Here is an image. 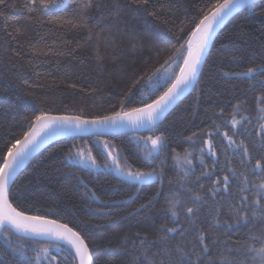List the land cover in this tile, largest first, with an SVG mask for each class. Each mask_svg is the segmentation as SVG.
Listing matches in <instances>:
<instances>
[{
	"label": "trees",
	"instance_id": "obj_1",
	"mask_svg": "<svg viewBox=\"0 0 264 264\" xmlns=\"http://www.w3.org/2000/svg\"><path fill=\"white\" fill-rule=\"evenodd\" d=\"M26 3L4 0L0 4V160L41 112L93 119L119 111L121 101L125 110L151 103L178 74L184 49L153 77L155 83H146L147 77L161 70L188 38L192 21L215 0H148L146 6L134 0H93L87 13L90 31L52 22L53 17L73 18L84 0H62V7L47 13L29 11ZM262 64L264 4L260 1L237 13L220 30L196 87L154 130L165 140L163 163L149 164L140 150L137 137L153 135L152 131L61 139L40 151L21 172L10 190V202L27 215L55 219L79 231L93 264H148L152 258L156 264H168L164 250H171L175 258L178 246L189 253L192 264H208V259L220 264L224 257L234 264H251L246 245L260 246L251 238L264 235V219H254L248 212L246 222H237L229 205L245 195L251 202L253 185L264 182V171L255 170L257 162L264 169V112L260 111L264 76L244 74ZM136 80H141L144 91L134 88L125 100ZM225 133L235 144L243 143L249 156H243L235 144L229 146ZM210 139L215 155L204 143ZM106 143L111 148H105ZM173 149L181 155L185 149L191 153L187 177L183 169H174ZM107 151L118 152L142 171L162 170L163 178L157 176L146 185L128 183L113 167H105ZM89 156L95 158V165ZM240 173L248 179L244 192L239 191L243 187ZM225 175L230 178L227 190L221 183L213 184ZM213 187L215 194L210 191ZM172 195L181 201L178 217H172L166 203ZM197 195L203 199L195 200ZM187 207L198 210L189 215ZM217 219L227 220L231 227L217 224ZM162 225L176 232H166ZM201 231L208 245L203 255L197 240ZM5 235L21 246L16 235L3 231L0 264L22 260L12 254ZM48 246L28 243L25 250L33 255L32 249ZM53 254L59 264H77L69 252ZM42 264H46L43 256Z\"/></svg>",
	"mask_w": 264,
	"mask_h": 264
},
{
	"label": "snow or ice",
	"instance_id": "obj_2",
	"mask_svg": "<svg viewBox=\"0 0 264 264\" xmlns=\"http://www.w3.org/2000/svg\"><path fill=\"white\" fill-rule=\"evenodd\" d=\"M138 6H146L148 0H134ZM4 0H0V4H3ZM264 4V0H261ZM25 7L29 11L39 10L41 12L47 13L51 9L62 7V0H27ZM93 7V0H84V3L80 5L78 9L75 10L73 18L64 17H53L52 22L59 24H69L74 29L88 30L87 24V13ZM247 7L254 8L255 0H215V3L211 4L208 9L202 10V15L199 19L192 21L193 28L188 34V38L180 45V48L176 49L172 56L168 57L164 63L167 64L169 61L173 60L178 56L181 50L186 48V55L180 56L183 64L179 68V74H173V82L167 87L166 91L160 94L151 103H144L142 107H132L131 109L125 110L124 102L121 101L120 110L112 112L111 115L97 116L93 119H84L80 115H51L47 112H41L36 115L33 120L29 122L28 129L22 134V138H18L14 143H11L7 147L5 155L2 160H0V229L5 233H8V228L6 225H10L17 233L20 234L18 239L21 240V246L16 247L14 242L5 235V242L12 249V254L22 257V260H13L12 264H42L43 261L46 264H59L57 255H54L52 248L54 247L55 252L63 255L64 252H69L78 264H93L92 254L89 250V246L85 241V238L81 235L79 231L74 230L67 223H60L55 219H46L45 216L41 215H27L25 211L18 210L14 207L9 200L10 194V184L13 182V177L17 169L24 163V161L29 157V155L35 151L39 144L47 138L48 135L53 133H62L72 130L77 131H87L89 127L93 128H104V127H131L133 130L146 128L153 132V135L149 136H138L137 139L141 142L140 150L143 152V158L151 164L155 160H160L163 163L162 156L166 148L165 140L162 135H155L154 129L160 116L168 108V106L175 101L180 91L192 83L198 71V66L201 62L202 55L205 48L208 45L209 40L213 34L216 25L220 24L224 18L234 10ZM155 15V13H150ZM37 54H44L41 50H37ZM164 65H161L163 68ZM160 69H156L151 76L147 77L146 83H155L153 77L157 76ZM264 76V64L257 66L256 68H248L245 75L255 76L256 74ZM138 88L139 91L143 92L144 87L141 80H136L132 84L128 93L125 95V100H127L132 95V89ZM261 103H264V98L261 99ZM260 111L264 112V107H261ZM264 130V125L261 126ZM195 135V134H194ZM229 142V146L235 144L231 136L227 133L224 134ZM189 140L192 138L189 137ZM207 144L209 152L211 155H215V145L212 140L205 141ZM105 148H111V145L107 143L104 145ZM235 147L241 149L243 156H249V151L246 146L241 144H235ZM173 151L174 169H183L184 177L189 175V170L192 166V160L189 159L191 153L186 149L183 155L177 152L175 149ZM203 152V148H201ZM77 155L83 158L81 153ZM108 159L105 160V167H115L116 170L127 179L137 183V184H147L160 176L163 178V172L158 171L157 168H152L149 171H142L140 168H134L131 163L126 158H122L118 152L113 151L107 152ZM92 164L95 165L96 161L94 157H88ZM110 159L111 164L108 163ZM201 161H203V156H201ZM244 162L243 160L241 161ZM255 170L264 171L261 169L259 162L255 165ZM233 175L236 172L233 170ZM239 178L243 187L239 189L240 192L248 190V179L244 173L239 174ZM229 176L225 175L222 181H213V184L221 183L227 190L229 188ZM171 183V180H169ZM255 188L254 196L255 198L249 202L248 197L241 196L239 201L235 205H229V213L235 214V219L237 222L247 221L248 212L251 213L252 218L264 219V182L257 183L253 185ZM213 194L216 193V189L213 187L210 189ZM159 191L156 193L158 196ZM155 199V196L153 197ZM203 199L199 195L195 197V200ZM168 210L170 211L172 217H178L176 211L177 206L181 203L174 195H172L167 201ZM195 203V201H194ZM195 207H187L185 209L186 214H194L197 211ZM217 216L220 215L219 210H216ZM217 224L223 227H231V224L227 221H220L217 219ZM166 229V232H176V228H167L165 225L161 226ZM181 236L184 235L183 231L180 233ZM30 236L32 240L30 242H25L21 237ZM44 238L48 240L49 246L40 248L39 250L32 249L33 255H29L25 250L28 243L39 244L40 241L36 238ZM163 239V238H161ZM254 243L258 242L259 247H255L254 244H247V252L250 253L251 264H264V235L251 238ZM199 245L201 246V254L208 253V245L205 243L206 236L203 231L197 236ZM146 241L142 240V245ZM67 245V247H63ZM226 247L231 250V246L226 243ZM237 252L241 251L240 248L236 249ZM165 254L168 255V264H184L187 259V264H192L191 256L188 252H185L183 248H179V255L175 258L171 255V250L165 249ZM200 260V255H197V261ZM148 264H156L154 258L148 261ZM159 264H163L160 261ZM208 264H216V262L208 259ZM220 264H234L233 260L224 257L221 259Z\"/></svg>",
	"mask_w": 264,
	"mask_h": 264
},
{
	"label": "water",
	"instance_id": "obj_3",
	"mask_svg": "<svg viewBox=\"0 0 264 264\" xmlns=\"http://www.w3.org/2000/svg\"><path fill=\"white\" fill-rule=\"evenodd\" d=\"M261 0H255V4L260 2ZM247 7H241L238 8L236 10L233 11V13H231L230 15L226 16L224 18V20L215 26L213 34L211 36V39L208 42L207 47L204 50V53L202 55L201 58V62L198 66V71L196 74V78L195 80L190 83L187 87L183 88L179 95L177 96V98L175 99V101L173 103H171L168 108L164 111V113L160 116L157 125L155 126L156 130L164 121V119L167 117V115L184 99L186 98L196 87V84L198 82L199 76L202 72L203 66L205 64V61L210 53V50L213 46V43L217 37V35L219 34L220 30L229 22V20L234 17L237 13H239L240 11L246 9ZM186 48L187 45H185L184 51H185V55H186ZM170 62H168L167 64L164 65L163 68H161L160 72L166 68L169 65ZM183 64V63H182ZM182 66V65H181ZM159 72V73H160ZM157 73V75L159 74ZM179 74V72H178ZM151 132L146 128H140V129H136L133 130L131 127H116V128H112V127H104V128H93V127H89V129L87 131H77V130H72V131H67V132H62V133H53L47 136L46 139H44L39 146L35 149L34 152H32L29 157L24 161V163L17 169L14 177H13V182L10 184V190L15 182V180L18 178V176L21 174V172L26 168V166L30 163V161L40 152L42 151L44 148H46L48 145L59 141L61 139H67V138H89V137H108V136H118V135H142L145 133ZM115 174L118 177H121L123 180H125L128 183H132V184H136V185H146V184H137L129 179H127L126 177L122 176L118 171L115 172ZM150 183V182H149ZM147 183V184H149ZM47 219V218H46ZM5 227L8 228V230L10 232H12L14 235H16L17 237H20V234L17 233L15 231V229H13L10 225H6ZM3 230L0 229V235L2 234ZM22 239L25 240H32V237L30 236H24L21 237ZM37 240H39L41 243H46L49 244L50 242L44 238H36ZM63 247H67V245H63ZM78 264V261H77Z\"/></svg>",
	"mask_w": 264,
	"mask_h": 264
},
{
	"label": "rangeland",
	"instance_id": "obj_4",
	"mask_svg": "<svg viewBox=\"0 0 264 264\" xmlns=\"http://www.w3.org/2000/svg\"><path fill=\"white\" fill-rule=\"evenodd\" d=\"M165 76H166V75H165ZM107 152H108V151H107ZM108 163H109V164L111 163L110 159H109V162H108ZM112 171L116 172L117 170H116L115 167H113V168H112ZM51 250H52V252H55V249H54V248H52Z\"/></svg>",
	"mask_w": 264,
	"mask_h": 264
}]
</instances>
